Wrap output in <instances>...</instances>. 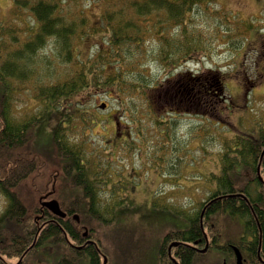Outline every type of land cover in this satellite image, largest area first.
I'll return each instance as SVG.
<instances>
[{
    "label": "trees",
    "instance_id": "16d2710c",
    "mask_svg": "<svg viewBox=\"0 0 264 264\" xmlns=\"http://www.w3.org/2000/svg\"><path fill=\"white\" fill-rule=\"evenodd\" d=\"M93 1L12 0L10 21H0V194L5 199L0 211V264H10L6 257L17 258L12 264H29L39 247L51 243L66 247L60 264H79L81 256L89 257L88 264H102L105 251L99 242L100 250L93 243L77 248L67 241L68 237L83 246L85 228L88 238L96 239L87 218L104 223L115 219L113 213L107 219V199H101L108 176L101 177L98 170L90 172L84 145L68 139L63 131L68 120L63 110L72 106V98L85 88L117 85L132 101L139 132L153 128L157 141L167 139L176 148L180 141L175 128L180 120L165 118V113L158 116L150 100L156 103L166 99L175 106L178 100L184 103L199 98L214 115L216 111L220 114L224 74L204 71L190 75L189 85L174 91L165 82L182 62L212 51L205 31L213 34L212 42H220L219 47L230 43L233 50L247 38V31H240L233 17L215 7L218 0H97L99 24L90 23L87 16V4ZM91 38H98L95 48L81 53L78 44ZM44 48L67 66L54 83L36 80L41 77L36 76V56ZM46 56L39 58L42 68L50 61L51 56ZM31 84L40 87L45 108L38 116L23 118L15 112V99ZM157 92L155 98L149 96ZM53 107L61 108L62 113L54 129L55 153L62 160L60 170L67 179L61 181L71 188H82L72 201L59 202L68 212L66 218L44 207L40 197L27 204L21 193L25 181L35 176L41 165L30 145L34 128L48 110L57 112ZM169 109L176 112L173 107ZM263 149L264 128L257 135L238 134L227 140L220 154L219 173L212 179L217 186L206 200L213 201L203 219L197 210L186 229L165 235L161 264H196L195 259L204 254L187 244L202 235L201 221L211 237L206 253L217 248L228 256L227 264H235L233 248L237 247L245 264H264ZM50 178L43 179L46 185ZM74 214L80 216L79 223L72 218ZM69 218L73 224L64 223ZM177 240L179 244L171 249L176 263L169 257L168 246ZM219 264H224L223 260Z\"/></svg>",
    "mask_w": 264,
    "mask_h": 264
},
{
    "label": "rangeland",
    "instance_id": "374dc122",
    "mask_svg": "<svg viewBox=\"0 0 264 264\" xmlns=\"http://www.w3.org/2000/svg\"><path fill=\"white\" fill-rule=\"evenodd\" d=\"M96 1L87 4V16L93 24L101 20ZM12 3V0H0V21H10ZM215 7L233 17L237 28L247 31V38L233 50L230 43L219 47L220 42H212L213 34L204 30L212 51L182 62L165 82L174 91L189 85L190 75L204 71L224 74L220 114L216 111L214 115L211 108L204 102L199 105L196 98L186 99L184 103L178 100L175 106H170L166 99L156 103L150 100L158 116L165 113V118L180 120L175 128L180 141L176 148L167 139L157 141L153 128L139 132L132 101L117 85L85 88L72 98V106L63 110L68 116L63 131L68 139L84 145L88 170H98L101 177L109 178L101 199H107L108 207L104 209L107 219L111 213L115 219L109 223L86 220L105 251L107 264H161L160 249L165 235L186 228L197 210L202 214V203L216 188L217 183L212 179L219 173L220 154L227 140L238 134H256L264 127V0H218ZM97 39L80 42L78 50L88 54L95 48ZM46 55L51 58L42 68L39 58ZM36 60V76L41 74V79H36L39 82H56L67 67L49 48L40 49ZM39 93L37 84L21 90L15 99L17 115L29 118L44 112L45 102ZM158 93L149 96L155 98ZM103 103L105 109L101 108ZM169 107L176 112H168L172 110ZM53 108L57 112L47 111L46 118L34 128V138L30 141L41 165L21 189L24 199L21 198L29 205L39 197L70 202L82 192L81 187L71 188L61 181L67 179L60 170L62 160L55 153L54 129L62 113L61 108ZM47 176L51 177L49 185L44 181ZM111 189L115 191L110 192ZM123 196L124 200L120 201ZM4 200L0 194V211ZM65 251L62 244L42 245L29 264H60ZM16 259L6 257L10 264ZM221 260L226 263L228 256L211 248L196 258L195 263L219 264ZM78 261L88 264L89 257L81 256Z\"/></svg>",
    "mask_w": 264,
    "mask_h": 264
},
{
    "label": "water",
    "instance_id": "95a60500",
    "mask_svg": "<svg viewBox=\"0 0 264 264\" xmlns=\"http://www.w3.org/2000/svg\"><path fill=\"white\" fill-rule=\"evenodd\" d=\"M106 106L105 103H103L101 105V108H104ZM264 154V150L263 153L261 155V158ZM259 168V167H258ZM48 195L44 196L47 197ZM43 206L47 207L51 212H53L54 214L64 217L66 215V213L61 209L59 202L56 199H51V200H46L43 203ZM87 235V234H86ZM177 243H173L172 245L169 246V253L171 255V248L172 246L176 245ZM208 245V243H207ZM207 245L206 247L202 250V252H205L207 250ZM235 254H236V264H243V257L242 254L240 252V250L238 248H235ZM173 261L176 262V260L173 258ZM107 263V258L104 256V264Z\"/></svg>",
    "mask_w": 264,
    "mask_h": 264
},
{
    "label": "flooded vegetation",
    "instance_id": "af4514ba",
    "mask_svg": "<svg viewBox=\"0 0 264 264\" xmlns=\"http://www.w3.org/2000/svg\"><path fill=\"white\" fill-rule=\"evenodd\" d=\"M198 82H200L199 80H197ZM197 99V98H196ZM197 101H198V104L199 105H201L202 104V100L201 99H197ZM181 103H183L182 102V100L180 101ZM66 216H68V212L66 211V215H65V218H66ZM72 218L74 219V221H76V222H79L80 220L78 219V218H76L75 217V215H72ZM64 223H70V224H73L74 222H73V220H71V218H69L68 220H66ZM201 230H202V235L201 236H199V237H197V239H195V240H193L192 242H189L187 245L188 246H190V247H192V248H195L196 250H197V252H198V250H200V249H202L204 246H205V241H206V235H205V233L203 232V230H204V227H203V224L201 225ZM87 234V232H84V236ZM209 236V238L211 239V237H210V235H208ZM86 239L88 240L89 238H88V234H87V237H86ZM91 240H93L94 241V239L93 238H90ZM86 240V241H87ZM86 243V242H85ZM83 244V245H86V244ZM90 244V243H89ZM77 246H81V245H77ZM233 252H234V249H233ZM234 254H235V252H234ZM244 264H245V262H244Z\"/></svg>",
    "mask_w": 264,
    "mask_h": 264
}]
</instances>
